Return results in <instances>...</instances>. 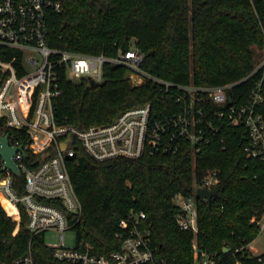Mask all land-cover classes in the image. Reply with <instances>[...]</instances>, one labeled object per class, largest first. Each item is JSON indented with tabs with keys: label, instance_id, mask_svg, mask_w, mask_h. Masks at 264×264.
Listing matches in <instances>:
<instances>
[{
	"label": "trees",
	"instance_id": "obj_1",
	"mask_svg": "<svg viewBox=\"0 0 264 264\" xmlns=\"http://www.w3.org/2000/svg\"><path fill=\"white\" fill-rule=\"evenodd\" d=\"M49 29L52 46L82 55L115 57L135 45L145 55L141 63L145 72L175 84L214 87L243 80L230 90L233 103L241 105L256 82L255 76L245 79L258 64L254 49L264 50V0H63V10L49 15ZM23 57L21 50L0 46V61L13 62L20 76L25 74ZM130 72L126 66L105 63L104 80L98 84L64 75V94L55 100L57 120L88 128L108 124L145 104L159 116L182 110L183 103L165 94L161 83L147 79L134 84ZM27 89L21 94L25 108ZM204 109L203 126L213 121L217 131H206L209 142L185 141L177 154L97 161L76 142L77 154L69 159L68 168L83 205L75 225L79 240L99 253L116 250L121 220L131 211L145 212L157 256L192 264L194 235L178 225L173 198L179 193L192 195L207 172L217 170L219 195L211 201L198 200L199 244L222 256L221 264H235L237 259L256 262L232 253L262 231L252 219L264 210V161L247 155V138L228 116H215L220 107L208 100ZM8 133L28 142L25 132L9 129ZM196 147L200 150L194 153ZM40 159L29 152L26 160ZM24 184V176L15 177L19 195L25 193ZM27 222L25 207L0 194L2 257L11 261L31 249L35 264H69L55 258L43 235L33 236Z\"/></svg>",
	"mask_w": 264,
	"mask_h": 264
},
{
	"label": "built area",
	"instance_id": "obj_2",
	"mask_svg": "<svg viewBox=\"0 0 264 264\" xmlns=\"http://www.w3.org/2000/svg\"><path fill=\"white\" fill-rule=\"evenodd\" d=\"M62 10L63 0H0V46L21 50L25 69V74L20 76L13 62L0 61L3 72L0 80V120L3 125L0 132L3 136L9 135L10 145L17 148L14 160L20 168V176L25 177V193L19 195L15 190L17 175L5 166L0 156V194L10 203H21L25 207L27 229L33 236L43 235L45 241L46 232H61L59 244L45 241L60 261L69 264H176L157 256L145 212L131 211L121 220L115 234L120 242L116 250L99 253L79 239L75 247L66 245L65 231L75 230L76 222L83 214V205L68 168L69 159L77 154L75 144L78 142L97 161L139 158L145 153L177 154L185 141L194 145L204 140L209 142L206 131H217L213 121L203 126L206 117L204 106L209 100L221 108L214 112L215 116H228L237 130H243L248 141L245 148L247 155L264 161V60L245 78L256 77L249 98L236 105L230 90L243 80L214 87L175 84L145 72L141 68L145 55L135 45L115 57L82 55L52 46L49 15ZM27 63L36 66V71L30 73ZM105 63L128 67L134 84H142L147 79L161 83L165 94L183 103L182 110L159 116L150 104H145L122 112L104 125L85 128L61 124L56 118L55 100L64 94L62 77L65 75L72 81L85 78L98 84L104 80ZM24 88H28L26 108L21 96ZM9 129L25 132L29 136L28 142L15 139L8 133ZM70 136L72 140H69ZM65 142L67 147L63 149ZM199 150L196 147L194 153ZM29 152L41 155L40 161L26 160ZM220 184L219 171L209 170L192 195L179 193L173 198L179 210L176 216L178 225L181 230L194 235L192 264L222 262V256L202 248L198 241V200H208L206 197L198 198V190H218ZM252 221H257L263 231L264 210L260 217H254ZM252 243L242 244L232 254L256 259L250 264H264V253L253 254L250 250ZM225 252H231V249ZM0 264H35V259L31 249L27 255L11 261L5 260L0 252ZM235 264L245 263L237 259Z\"/></svg>",
	"mask_w": 264,
	"mask_h": 264
},
{
	"label": "rangeland",
	"instance_id": "obj_3",
	"mask_svg": "<svg viewBox=\"0 0 264 264\" xmlns=\"http://www.w3.org/2000/svg\"><path fill=\"white\" fill-rule=\"evenodd\" d=\"M255 62L259 63L264 60V50L254 49ZM27 70L30 73L36 71V66L26 64ZM45 241L50 244H59L61 242V232L60 231H48L45 234ZM78 242V234L75 230L65 231V243L68 247H75ZM250 250L255 255H260L264 253V230L261 231L260 235L251 244Z\"/></svg>",
	"mask_w": 264,
	"mask_h": 264
},
{
	"label": "water",
	"instance_id": "obj_4",
	"mask_svg": "<svg viewBox=\"0 0 264 264\" xmlns=\"http://www.w3.org/2000/svg\"><path fill=\"white\" fill-rule=\"evenodd\" d=\"M91 83L94 84V81H91ZM72 139L73 137L70 136L69 140ZM66 147H67V143L65 142L62 144V148L65 149ZM16 150L17 148L10 145V136L9 135L3 136L2 133L0 132V156L5 161V166L11 169L15 175L20 176L21 175L20 168L14 160V155ZM25 155H27V153H25ZM218 195H219L218 190L209 191L202 188L199 189L197 193L198 198L206 197L208 201L213 200V198L217 197ZM229 250H230L229 248L225 249V251H229Z\"/></svg>",
	"mask_w": 264,
	"mask_h": 264
}]
</instances>
